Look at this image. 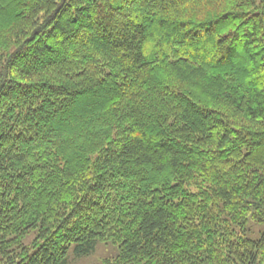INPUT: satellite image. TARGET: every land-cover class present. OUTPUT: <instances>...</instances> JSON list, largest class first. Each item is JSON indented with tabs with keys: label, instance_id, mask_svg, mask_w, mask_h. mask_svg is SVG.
I'll use <instances>...</instances> for the list:
<instances>
[{
	"label": "trees",
	"instance_id": "obj_1",
	"mask_svg": "<svg viewBox=\"0 0 264 264\" xmlns=\"http://www.w3.org/2000/svg\"><path fill=\"white\" fill-rule=\"evenodd\" d=\"M100 243L264 264V0H0V264Z\"/></svg>",
	"mask_w": 264,
	"mask_h": 264
},
{
	"label": "rangeland",
	"instance_id": "obj_2",
	"mask_svg": "<svg viewBox=\"0 0 264 264\" xmlns=\"http://www.w3.org/2000/svg\"><path fill=\"white\" fill-rule=\"evenodd\" d=\"M262 231V226L249 222L247 225L246 236L249 239L257 240ZM34 239V234L31 233L25 240L24 244L30 246ZM118 249L111 243H100L96 246L93 253L84 257H75L72 250L68 251L66 264H105L107 260H113L117 255Z\"/></svg>",
	"mask_w": 264,
	"mask_h": 264
}]
</instances>
